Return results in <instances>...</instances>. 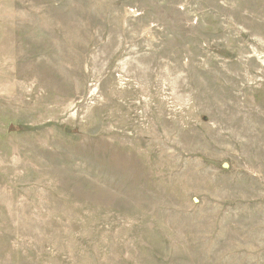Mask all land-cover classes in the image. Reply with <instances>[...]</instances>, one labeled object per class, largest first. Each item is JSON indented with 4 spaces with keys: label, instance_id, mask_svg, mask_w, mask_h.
<instances>
[{
    "label": "rangeland",
    "instance_id": "obj_1",
    "mask_svg": "<svg viewBox=\"0 0 264 264\" xmlns=\"http://www.w3.org/2000/svg\"><path fill=\"white\" fill-rule=\"evenodd\" d=\"M0 264H264V0H0Z\"/></svg>",
    "mask_w": 264,
    "mask_h": 264
}]
</instances>
